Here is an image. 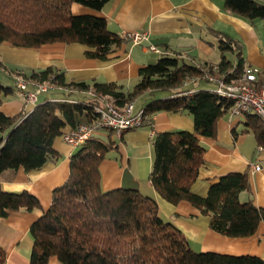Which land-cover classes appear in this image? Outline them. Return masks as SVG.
I'll return each instance as SVG.
<instances>
[{"label":"trees","instance_id":"obj_1","mask_svg":"<svg viewBox=\"0 0 264 264\" xmlns=\"http://www.w3.org/2000/svg\"><path fill=\"white\" fill-rule=\"evenodd\" d=\"M107 1L0 0V42L37 47L53 41H75L86 45V56L107 59L130 39L110 30L103 16L77 14L71 9L72 3L100 9ZM223 8L251 22L261 18L264 32V0H223ZM218 47L221 57L214 64L218 70L242 67L240 46L233 38L220 34ZM224 51L234 52V60ZM0 65L6 67L1 60ZM212 66L163 51L155 62L139 69V78L130 89L114 81H65L63 70L53 66L16 69L15 74L66 88L91 85L118 107L140 98L147 114L144 123L148 124L159 110L191 114L192 130L178 128L153 135L149 180L167 201L187 200L209 215L212 229L245 237L264 222V207L254 205L251 198H240V193L249 189L247 170L219 175L209 183L205 195L191 190L204 162L205 147L197 134L213 136L218 118L229 113L231 100L212 86H201L208 83L205 80L186 87L181 82L200 74L202 67ZM14 92V84L0 80V102ZM45 94L26 113L7 115L0 111V173L18 167L29 171L56 160L59 152L53 140L63 127L79 122L78 114L84 113L86 121L96 116L95 98L61 89ZM242 119L264 148V121L254 113ZM112 147L113 141L106 143L93 136L71 154L67 179L52 190L48 208L30 225L33 243L28 264H49L51 256L63 264H264L255 254L196 251L178 227L161 217L153 197L131 187L103 189L99 164ZM38 206V198L29 190L8 191L0 186V215ZM4 262L5 251L0 245V264Z\"/></svg>","mask_w":264,"mask_h":264},{"label":"crops","instance_id":"obj_2","mask_svg":"<svg viewBox=\"0 0 264 264\" xmlns=\"http://www.w3.org/2000/svg\"><path fill=\"white\" fill-rule=\"evenodd\" d=\"M71 9L77 14L103 16L107 27L120 35L135 30L146 31L148 39L140 43H123L107 59L86 56V45L75 41H53L37 47H19L0 42V60L6 65H0V80L13 84L16 69L53 66L63 70L65 81H114L130 89L139 78V69L155 62L163 51L178 53L192 63L208 62L214 65L221 57L218 47L220 34L233 38L248 52V56L263 44L254 22L225 10L223 0H108L100 9L79 3H72ZM150 45L160 51L152 50ZM224 53L234 60V52ZM247 55H242L244 63L249 62ZM201 86L211 84L201 83ZM45 95L40 93L37 100ZM35 102L24 99L15 91L0 102V111L7 115L26 113ZM141 104L142 99L137 98L136 106ZM78 119L84 121V113L78 114ZM69 126L65 125L62 130ZM178 128L192 130V115L186 111L159 110L152 115L151 124L144 123L125 130L120 136L112 130L98 131L95 137L106 143L113 141V147L99 164L101 187L137 188L153 197L161 217L178 227L196 251L255 254L264 259V222H260L256 231L249 236H227L212 229L209 215L203 214L189 201L171 203L152 186L149 180L152 137L156 132ZM197 137L205 147L204 162L198 169L191 190L205 195L209 183L219 175L247 170L249 189L242 191L240 198H251L254 205L264 207V148L261 146L259 149L260 145L253 132L246 129L243 119L224 114L218 118L213 136L197 134ZM53 146L59 152L56 160H47L29 171L18 167L0 173L1 188L8 191L27 189L40 202V206L29 210L0 215V245L5 251L4 264L29 263L33 243L30 225L48 208L52 190L68 177L70 156L78 146L67 143L61 134L54 138ZM252 163H258L261 168L251 171L249 165ZM48 263L63 264L55 256H51Z\"/></svg>","mask_w":264,"mask_h":264},{"label":"built area","instance_id":"obj_3","mask_svg":"<svg viewBox=\"0 0 264 264\" xmlns=\"http://www.w3.org/2000/svg\"><path fill=\"white\" fill-rule=\"evenodd\" d=\"M132 43H140L148 39V32L135 30L123 33ZM154 51H160L150 45ZM199 79L211 84L214 91L231 100L229 114L236 118H244L247 113H254L264 121V69L256 71L249 64L243 63L239 70L230 67L218 70L214 65L202 67L201 73L190 76L181 82L186 87ZM15 91L24 99L35 102L40 93L54 90H70L97 99L96 116L91 120L79 121L61 133V137L69 144L78 146L100 130H112L117 136L123 131L144 124L147 114L142 106H136V98L127 101L123 106H116L112 98L95 90L91 85L85 88H66L51 81L41 82L16 74L13 78ZM191 91V89L189 90ZM262 147L259 146V149ZM250 170H258L261 166L252 163Z\"/></svg>","mask_w":264,"mask_h":264},{"label":"rangeland","instance_id":"obj_4","mask_svg":"<svg viewBox=\"0 0 264 264\" xmlns=\"http://www.w3.org/2000/svg\"><path fill=\"white\" fill-rule=\"evenodd\" d=\"M253 22H254L253 24L257 28V34L260 35V37H261V39L263 41V44H260L258 49L256 48L255 51L250 53L249 56L247 55L248 52L243 47H240V48L242 50L241 51V53H242L241 55H244V56L247 55L248 58H249V59H247L249 62H245V63L249 64L256 71L260 72V71H262L264 69V32H263V29H262L263 20L261 18H256V19L253 20ZM245 58H247V57H245ZM253 59L255 61H252Z\"/></svg>","mask_w":264,"mask_h":264}]
</instances>
